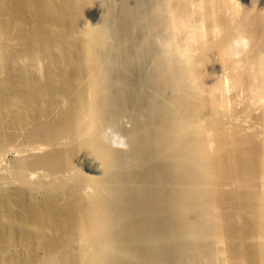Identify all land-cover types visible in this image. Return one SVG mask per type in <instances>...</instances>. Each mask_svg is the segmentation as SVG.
I'll return each mask as SVG.
<instances>
[{
  "label": "bare ground",
  "instance_id": "6f19581e",
  "mask_svg": "<svg viewBox=\"0 0 264 264\" xmlns=\"http://www.w3.org/2000/svg\"><path fill=\"white\" fill-rule=\"evenodd\" d=\"M237 30L251 43L234 61ZM111 39L132 40L123 55L158 97L106 93ZM124 138L136 167L117 166ZM12 151L44 170L45 196L0 187V264H35L39 247L41 264H264V0H0V157ZM72 171L84 190L64 186Z\"/></svg>",
  "mask_w": 264,
  "mask_h": 264
},
{
  "label": "rangeland",
  "instance_id": "374dc122",
  "mask_svg": "<svg viewBox=\"0 0 264 264\" xmlns=\"http://www.w3.org/2000/svg\"><path fill=\"white\" fill-rule=\"evenodd\" d=\"M112 13L116 19H119L122 16V14L115 9L112 10ZM109 36L112 37V30L109 31ZM131 42L132 40L128 43L119 44L111 39V51L104 59L101 60L100 63L102 67V77L106 83L105 85H107L108 88L106 93L109 95L113 94L114 89L117 87L124 88L127 90V92L133 94L137 93L139 95H146L148 93L150 95H155L158 97L159 94L155 91V89L151 88L153 86H147L146 82L144 81L149 76V73L147 72L145 76L137 73L130 67V57L123 55L124 49L126 50ZM176 62L177 64H182L180 60H177ZM46 66V62H42L39 67H33V69H31L30 71L31 80L35 82L38 79H44L46 75ZM126 71L129 75L126 73ZM136 119L137 111L133 107H130L124 113H121L117 110L116 114L112 119L110 118L109 121H112L119 130H122L124 126H128L129 128L131 126V128L133 129ZM141 119L143 121H146V115L142 116ZM83 120H85V118ZM126 120L128 122H126ZM31 128H34L33 123L29 127H27L26 130H30ZM14 134L17 135L16 141L12 144V146H10V144L8 145V147L10 146L9 149L15 150L21 146H25L26 140L24 139V132L14 131ZM87 135H90L89 132H87L86 134H82L81 136L87 137ZM151 135L152 134H150V136ZM132 149L133 148L131 146V140L128 138H124L121 144L113 146L118 168L126 169L137 166L139 161L133 158V155L136 154V150L134 151ZM148 155H151V152H148ZM26 158V153L16 151L9 152L4 157H0V187H18L20 186V183H22V185L24 183L25 186L30 190V193L38 201H42L45 196V191L42 188L38 187V185L40 179L44 178V176L42 175V173H44V170L24 168L22 164ZM141 166L142 168H139L141 169L140 171L142 173L146 172L147 167L144 164ZM2 179H6L7 183H3ZM62 182L67 189L74 190L76 192L84 190V188L86 187V185L81 182V180L78 178V176L75 175V172L73 171L69 172ZM88 187L91 189V191H95V187ZM44 256L45 254L43 252V249L39 247L31 254V256H29V258L33 257L35 264H41L40 262L44 259Z\"/></svg>",
  "mask_w": 264,
  "mask_h": 264
},
{
  "label": "clouds",
  "instance_id": "9594fccd",
  "mask_svg": "<svg viewBox=\"0 0 264 264\" xmlns=\"http://www.w3.org/2000/svg\"><path fill=\"white\" fill-rule=\"evenodd\" d=\"M258 3V0H256ZM250 39L248 36L241 30H237V35L230 42L227 47V54L231 60L239 61L242 55L250 47Z\"/></svg>",
  "mask_w": 264,
  "mask_h": 264
}]
</instances>
